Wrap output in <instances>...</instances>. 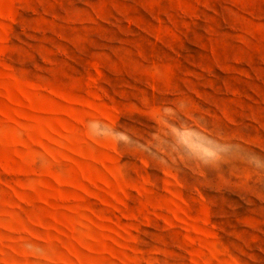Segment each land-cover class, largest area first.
Listing matches in <instances>:
<instances>
[{"label": "rangeland", "instance_id": "1", "mask_svg": "<svg viewBox=\"0 0 264 264\" xmlns=\"http://www.w3.org/2000/svg\"><path fill=\"white\" fill-rule=\"evenodd\" d=\"M0 264H264V0H0Z\"/></svg>", "mask_w": 264, "mask_h": 264}]
</instances>
